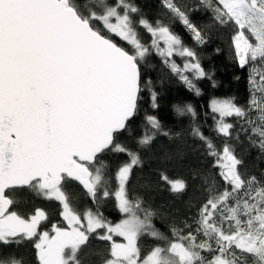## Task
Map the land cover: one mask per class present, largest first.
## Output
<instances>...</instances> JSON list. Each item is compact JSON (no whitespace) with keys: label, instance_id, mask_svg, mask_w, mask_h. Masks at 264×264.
Instances as JSON below:
<instances>
[{"label":"snow or ice","instance_id":"1","mask_svg":"<svg viewBox=\"0 0 264 264\" xmlns=\"http://www.w3.org/2000/svg\"><path fill=\"white\" fill-rule=\"evenodd\" d=\"M159 4L162 11L150 18L136 0H0V264H21L2 250L26 242L34 264H264V170L251 172L237 151L246 142L264 156V0ZM196 12L207 13L210 23H194ZM175 24L198 46L213 34L224 39L247 73L248 96L244 104L211 99L214 135L191 126L208 161L206 170H190L203 199L191 222L173 223L165 233L153 223L157 210L130 192V180L144 165V150L160 136L173 141L180 133L146 115L135 147L121 138L133 136L145 91L158 107L145 77L153 55L201 94L194 81L208 74ZM175 111L197 118L190 103ZM108 154L127 159L113 172ZM177 156L164 151L160 159L167 164ZM156 171L157 186L177 197L187 192V179ZM73 181L95 209L76 210L67 190ZM24 190L57 203L60 220L50 230L43 227L48 211L18 207ZM108 200L121 214L117 222L101 211Z\"/></svg>","mask_w":264,"mask_h":264},{"label":"trees","instance_id":"2","mask_svg":"<svg viewBox=\"0 0 264 264\" xmlns=\"http://www.w3.org/2000/svg\"><path fill=\"white\" fill-rule=\"evenodd\" d=\"M136 2L150 18L157 17L158 13L162 11L159 0H136ZM178 2L184 4L191 3L192 0H178ZM164 19L166 20V18ZM192 19L201 28L210 23V16L204 12L194 13ZM173 30L182 37L187 46L197 52L200 63L208 74L205 78L194 81L201 94L197 96L189 91L179 78L171 74L161 64L160 59L153 55L150 57L152 66L145 72V77L153 81L154 89L157 92L158 107H152L150 94L145 91L139 113L131 124L133 136L130 137L125 134L121 138L124 142L135 147L133 137L139 136L143 131L146 115L156 116L166 130L180 133V136L173 141L160 136L153 143L151 149L144 150L142 152L144 165L142 168L133 170L130 180V192L133 195L142 196L147 206L157 210V216L154 218L153 223L165 233L169 232V227L173 223L179 225L184 220L191 222V217L195 214L196 208L203 199L199 191L194 192L193 190L190 170L193 168L206 170L208 161L202 155L203 149L200 147L199 141L193 139L190 135L191 126L194 123L202 129L205 135H214L211 131L214 122L208 108L211 99L235 97L236 103L244 104L248 96L247 73L238 68L229 56L228 46L224 39L213 34L212 39L207 44L198 46L181 25H173ZM142 36L145 42L150 40L147 34L142 33ZM217 48L220 49L219 52L216 51ZM174 59L176 62L182 63V60ZM189 76L191 78V75ZM209 76L211 79L208 78ZM189 103L197 112V118L194 122L189 116H178L175 111L176 105L183 106ZM206 113H208L207 116ZM164 151L178 153L177 159L169 161L167 164L163 163L160 157ZM237 151L251 172L259 175L260 171L264 170V156H261L256 149L249 147L245 142L237 146ZM105 159L114 172L116 166L126 160L127 157L122 154H108ZM160 168H165L169 176L174 179L184 178L188 180L189 187L183 196H174L166 186H157L158 176L156 170ZM112 186L115 187L114 179ZM67 190L72 195V204L77 211L82 212L89 207L95 209L90 198L85 195L77 183L70 182ZM18 199L20 201L18 207L22 212L34 210L36 207L48 211L50 219L43 227L50 230V224L60 220L56 202L37 197L27 190L20 193ZM101 211L113 222L120 219L121 214L115 208L113 200L105 201L101 206ZM145 242L151 244L150 240ZM2 251L5 256L13 254L16 259L21 261V264H34L33 250L27 242L19 246L13 245L4 248Z\"/></svg>","mask_w":264,"mask_h":264},{"label":"rangeland","instance_id":"3","mask_svg":"<svg viewBox=\"0 0 264 264\" xmlns=\"http://www.w3.org/2000/svg\"><path fill=\"white\" fill-rule=\"evenodd\" d=\"M174 58H178L179 60H182L180 57H174ZM178 64H180L179 62H177ZM181 66L183 65V60L182 63L180 64ZM188 75H191V73H188Z\"/></svg>","mask_w":264,"mask_h":264},{"label":"water","instance_id":"4","mask_svg":"<svg viewBox=\"0 0 264 264\" xmlns=\"http://www.w3.org/2000/svg\"><path fill=\"white\" fill-rule=\"evenodd\" d=\"M74 182V181H73ZM75 183H77L78 184V182H75ZM79 185V184H78ZM80 186V185H79ZM81 187V186H80ZM82 188V187H81Z\"/></svg>","mask_w":264,"mask_h":264}]
</instances>
